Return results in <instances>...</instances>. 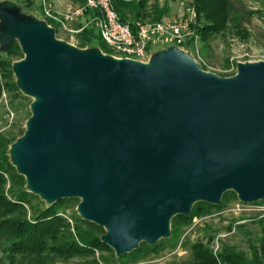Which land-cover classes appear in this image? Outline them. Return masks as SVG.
Returning <instances> with one entry per match:
<instances>
[{
  "label": "water",
  "instance_id": "95a60500",
  "mask_svg": "<svg viewBox=\"0 0 264 264\" xmlns=\"http://www.w3.org/2000/svg\"><path fill=\"white\" fill-rule=\"evenodd\" d=\"M18 88L33 99L10 151L28 192L77 198L116 257L165 239L170 221L226 191L264 204V62L221 79L178 48L148 63L83 51L10 18Z\"/></svg>",
  "mask_w": 264,
  "mask_h": 264
},
{
  "label": "rangeland",
  "instance_id": "374dc122",
  "mask_svg": "<svg viewBox=\"0 0 264 264\" xmlns=\"http://www.w3.org/2000/svg\"><path fill=\"white\" fill-rule=\"evenodd\" d=\"M136 1L138 0H132V2ZM224 1L230 10L225 28L219 34L211 35L204 42L205 45L202 42L199 43L202 50L201 59L186 53L200 66L202 71L215 74L221 79L233 77L239 64L264 62V0ZM48 2L57 12L62 14L68 11L73 12L80 5L79 0H48ZM146 11L150 16L161 13L160 21L163 22L180 21L185 19L187 15L191 16L192 14L195 16L196 14L193 0H147ZM198 17L203 18V16ZM10 18L18 19L23 23L45 22L47 26L49 24V21L44 20L42 15L40 0H0V56L2 57L5 56L7 51L2 48L1 44L6 39L7 21ZM88 22V17L82 14L74 18L70 27L74 30L79 29ZM54 36L57 40L79 50H96L118 59L109 48L111 54L104 53L100 49L97 40L89 48L79 47L77 34L56 30ZM158 38L159 40H153L150 45L148 62L166 49L178 48L170 37ZM13 43H17L21 55L11 58L12 64L8 69L11 75H8L7 78L13 85L12 88L6 89L4 85L2 87L3 92L1 90L0 94V136H5L8 139L13 138L8 148L9 157L11 148L26 130L33 101L32 98L24 96L18 88V78L14 73V65L23 59L24 55L15 37L10 45ZM4 80L0 75L1 85L4 84ZM2 93L5 95L4 98H2ZM8 113H12V118ZM79 202L80 199H77V205ZM262 204L258 202L247 204L233 200L223 209L212 210L201 218H195L189 227L181 229L180 237L177 236L176 238L174 234L171 236L170 226L168 237H171V239L161 245L165 248L164 251L156 255H150L136 264H188L192 259L191 245L197 241L208 245L214 255L233 253L241 256L244 260H248L252 258L253 253H264L262 248V245H264V208H261ZM77 205L74 210L78 215ZM99 254L97 253L96 257ZM102 255H107V253L104 252ZM260 258L264 259L262 255H260ZM83 261L89 263H83ZM261 261L264 264V260ZM52 264H91V258L88 260L74 258L68 261L58 259Z\"/></svg>",
  "mask_w": 264,
  "mask_h": 264
},
{
  "label": "trees",
  "instance_id": "16d2710c",
  "mask_svg": "<svg viewBox=\"0 0 264 264\" xmlns=\"http://www.w3.org/2000/svg\"><path fill=\"white\" fill-rule=\"evenodd\" d=\"M84 1L79 0V3ZM146 4L147 0H112L120 21L128 22L132 30L140 23L160 21L161 13L148 15ZM193 5L196 14L190 28L197 33L200 43H204L211 35L219 34L225 28L230 10L224 0H193ZM84 15L91 19L94 13L87 11ZM54 30L56 32V26ZM77 36L79 47L90 48L97 40L100 49L111 54L93 25L85 27ZM18 55H21L19 47L13 43L5 56H0V75L5 79L4 84L0 83V94L4 85L6 89L13 86L7 78L11 75L8 69L12 64L11 58ZM12 139L0 136V264H52L58 259L68 261L74 258H91V264H136L150 255L164 251L161 245L171 237L160 239L153 245L141 242L137 249L116 257L114 251L102 242L105 230L77 215L74 210L77 199H61L48 205L37 195L28 192L24 177L18 175L11 164L8 148ZM221 200L217 206L196 202L187 216H174L170 221L171 236L174 234L175 238L180 237L181 229L189 227L195 218H201L212 210L223 209L233 200L238 201L233 191H226ZM258 203L262 204L261 201ZM104 252L107 255H102ZM97 253H100L98 257ZM260 255L264 258V253H253L248 260L233 253L214 255L208 245L197 241L191 245L192 259L188 264H263L261 260L264 259Z\"/></svg>",
  "mask_w": 264,
  "mask_h": 264
},
{
  "label": "built area",
  "instance_id": "2783aa9c",
  "mask_svg": "<svg viewBox=\"0 0 264 264\" xmlns=\"http://www.w3.org/2000/svg\"><path fill=\"white\" fill-rule=\"evenodd\" d=\"M44 20L49 21V27H57L70 34H78L87 26H94L101 38L118 59H128L139 62H148L150 45L158 37H170L174 44L192 57L201 59L200 39L197 33L190 28L194 16L187 15L185 19L171 22H144L140 23L135 30L131 25L120 21L118 13L112 5V0H85L73 12L65 14L57 12L48 0H40ZM132 1V0H124ZM87 11L94 13L79 29H72L71 22L75 17L81 16ZM55 31V30H54ZM3 92V90H2ZM5 95L2 93V98ZM4 100V99H2ZM12 118V113H8ZM8 116V117H9ZM264 208V204L261 205ZM260 208V209H261Z\"/></svg>",
  "mask_w": 264,
  "mask_h": 264
}]
</instances>
